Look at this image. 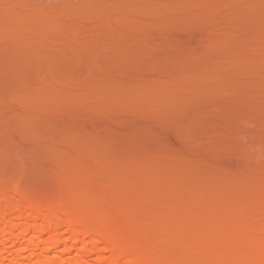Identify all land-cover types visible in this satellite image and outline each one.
<instances>
[{"label":"bare ground","instance_id":"bare-ground-1","mask_svg":"<svg viewBox=\"0 0 264 264\" xmlns=\"http://www.w3.org/2000/svg\"><path fill=\"white\" fill-rule=\"evenodd\" d=\"M13 1L14 0H12L11 2L14 3ZM16 1L22 2V0H16ZM23 1L24 2L26 1L25 4H26V6H29V8H31L30 6H32L31 3L34 4V2H31L32 0H23ZM27 1L30 3L27 4ZM257 1H259V0H253V2H257ZM0 2H2V1L0 0ZM197 2H199V1H197V0H192V1L176 0V1H171V2H168V1L162 2L161 0H158V1L157 0H117V2L115 3L117 6L113 4L114 5L113 7L115 8V6H116V8L119 9V8H124L128 5H131V4H136V3L142 4L143 3L144 7L142 8L140 14L143 13L144 16L147 17V15H151V16L154 15L155 16L156 14L159 15L161 13L170 12V11L178 12L177 10L181 11L183 8L184 9H187V7L189 8V6H191V7L196 6L195 8H198L200 6ZM23 3H22V5H25ZM62 3H63V5L62 4L56 5V6L59 5L58 9H60L59 8L60 6H64V2H62ZM15 4L19 5L21 3L15 2ZM47 4H49V3H47ZM74 4H78V6L74 5ZM74 4L72 3V6H74V7L76 6V7L75 8L73 7V9H69V10H71L69 15L72 14L73 15L72 17H74V15H76L77 13L78 14L81 13V15H84V17H88L89 18L88 20H90V21L94 20V19L99 20V23H97V24L98 25L101 24V27L100 26L98 27V29H100V31L98 30V35L95 38H93L91 40H85L84 42H81L79 44L69 42L68 40L70 38H76L78 35L81 36L80 34L86 28H84V26H79V27H81V29H80L78 27V25L77 26H75V25L71 26L70 25L68 27H72V29L66 30V29H64L65 28L64 27L65 22H63L64 25L62 23L61 27H59L60 25L58 24L59 22L57 23V21H58V17H60V16L59 15L54 16V13L57 12V10H50L51 14H49V12L44 11L46 9H42L43 7H41L39 9L36 8L37 9L36 13H34L35 12L34 10H33L34 11L33 14L29 13L31 16V18L29 19L30 21L27 20L30 17L29 15H27L28 18L27 19L25 18V20H27V22H33V24H35V25L38 24V26L36 25L37 27L44 26L43 30L41 32H43V31L47 32V31H52V30L56 31L58 33V37L52 38V37L46 35L45 33H43L45 35L40 34L37 37H35L34 39L29 40L28 43L35 48H38V49L45 48L46 50L50 49L51 47H56L58 45H67L70 47H74L77 50L76 55L78 56L79 59L84 58L82 60L83 62L87 61V59H88L87 63L90 64V65H88V66H90V69H88V67H87L88 71L83 73V74H80V75L78 73H72V74L70 73V74L62 75V74H57V73H59L57 71H60V69L56 70V67H55V66H57L56 64H58L57 60H54V59L52 60V58H49V57H48V59L47 58L38 59L40 62L44 61V62H41L42 63L41 64L39 61H36V59L34 58L36 63H40V64L36 65V64H34V61H33V64L35 65L33 67L34 70H30L31 69L30 67H32V66H30L29 67L30 69H28L29 74H23L24 76L22 74H21V76L20 75H18V76L14 75V77H13L14 79L12 80V82L10 84L8 82H5V81L0 79V128L1 129L6 128L5 129L6 131L7 130L8 131L9 130L14 131L15 134H16V132H18L19 135L21 134V137H23V136L25 137V140L28 142V145L30 146V148L23 147V143H26L24 140H22L24 138H20L21 142H23V143H21L20 141H18V139H16L15 135H11V134L9 135V136H11L10 137L11 139H9V140H12V141H8V143H6V144H0V264H264V201H263L262 205L259 203H255L257 205V206H254L257 208L255 210L256 212L258 211V208H259V212H257V214H256V212H254V210L252 208H249V210H251L253 213H255V215H257V216H251L252 220L249 219L248 217L246 218L247 220H245L244 219L245 217L243 215H240L242 213H239V210L237 211V209L233 211L235 214H231V213H233V212L229 213L231 207H229L230 209H227L228 208L227 206H223V207H227V208H225L227 210L224 209V211L227 212L229 210V212H228L229 215H234V218H235L236 214H237L236 215L237 218H239L238 216H240V217L243 216V217H241V218H243L242 221H246V222H242L241 218H239V219L235 218L238 220V221H236L238 224H236V222H233L234 218L226 216L225 212H224L225 217H223L224 216L223 212L220 211L219 213H217V209L219 207H220V210H222L221 209L222 207L220 205H219V207H216V209H215L216 211H214V210L212 211L213 213H205V212H209L212 210V209H210L209 211H204V209H208V207L203 208V210L200 209L202 211H199V209L198 210L190 209L191 208L190 207V208H185L186 211H182V209L179 210L181 212H177L175 210H170V211L164 212V214H163V212H159L160 213L159 214L156 211H148L140 217H135L134 215H132L133 216L132 217L129 214V216H125V218H122V220H119L118 218H115L116 215H112L110 212H108V209H106L107 207L102 202H99V203L100 204L102 203V205L105 206V209H103L102 206H101V209H95V208L92 209L93 206L90 207V206H88L89 205L88 203L84 202L85 203L84 204L83 202H81V201H83V197H84V200L86 199V197H85L86 193L83 194L81 192L83 189H86V188H78L77 190H76V188H72L74 190L73 191L71 188L65 187L64 191L62 192L63 194L59 193L60 195L59 194L55 195L52 193L53 191L52 192L51 191H47V192L45 191L49 187H47V189H42L43 188L42 187V188H40L41 189V191H40V189L37 186L38 183H36L37 185L34 184L35 182H33V180H32L33 178L25 179V177H22V180L18 179V180H20V182H18V180L13 181L14 183L17 182L15 185L13 184V182H11V179L14 178V176H16V175L12 176L11 171H13V169H14L18 173L19 170H17L16 168L25 169L24 168V161H25V163H27V164H25L27 171L30 170L33 167V165H35L36 163H39V162H42L43 166L48 165V164H44L45 162L49 163V166H50V163H52L54 161L57 162L58 161L57 160L58 155L55 154V153H57L55 151L57 150V147L59 145L64 147L65 146L64 143L65 144L68 143L67 146L68 147L71 146V148H73L75 150L87 151L89 153L88 156L91 154L95 163H96V164L93 163L94 161L92 162V164H94L95 167H98L97 164L99 165V162H103V161L105 162V161H109L111 159H114V158H112V157H114L113 153L116 154L113 151L114 150L113 147H110L108 145L103 144V143L107 144L108 142L100 143V141L99 142L98 141H90L88 143L87 141H89V139H87V135L85 133H82V130L79 133L84 134L83 136L80 135L79 133L77 134L75 132H72L69 129V131H67V134H58L57 136H53L50 134H47V135L43 134L44 136L39 135L40 137L37 136L36 138H34L33 133L36 132L35 131L36 129H38L39 123H37V122L35 123L34 121H32L26 117H23L24 115L22 113L17 114V112H15V111H17L16 109H20L19 112L21 110H22L21 112H23L24 110L33 111V110H37V109L38 110L42 109L44 111L50 110L53 112L56 111V113L57 112L58 113L63 112V113H67L68 115H70L72 117V120L74 117V120L77 119L78 121H80V119L84 120L82 117H84V118L87 117V115L90 114L91 111H93V112L95 111L94 113H97L98 117L101 116V117H108V118H111L114 113L120 111L125 116V118L123 120H121L119 118L121 120V125L124 126L125 128H126V125L129 128V125L133 124L134 122H141L143 120L147 121V119H150V120L153 118L154 119H165V120L167 119L168 121H169V119H172V120L174 119L175 123L174 122L172 123L174 125H172V126L168 125L169 128L174 127L176 135L180 134V135H185L189 138H192L194 141H187V143L190 142L189 145L192 143L195 144L194 142L199 143V141H200L199 144H201V142L203 143V141H201V139H203L204 136H206L205 135L206 131H207V135L209 134V132H211L208 129L207 130L203 129L204 127L199 128L198 126H190V125L187 126V124H190L191 122H188L187 124H184V123L181 124L182 121L181 122L179 121L180 118L178 117V115H176L177 113L174 112L173 110H171V108H169L170 104L173 101H177V100L179 101L180 99H183V97L185 98L184 95L187 96V91L189 90L188 92H190L192 90L190 87H193L194 89L199 88L198 85L201 84L199 81H198L199 83L197 82V84H191V83H189V80L184 79V77L187 78L186 75L191 70H196V68L202 70L204 68L203 66H201V63L203 61L205 62V60L203 59L204 56L207 57L206 55H209V57L214 59V62H217L219 59L216 57H212L213 55L208 54V51H206V52L203 51L206 54L202 53V55H204V56L199 54L202 57V58H200L201 62L199 61V59H197L199 61L198 63H200L199 65H197L198 64L197 62H196V64H195V62L194 63L192 62V64L189 63L188 59L186 60L188 63L185 62V60L179 61L180 59H182L181 57H183L182 55H184V53H185V50L183 51L184 47L185 48L188 47V50L190 49V51H187L186 52L187 54H185V55H188V52L190 53L193 48L191 49V48H189V46H183L182 43H180V41H179V43H177V41L180 39V37L178 38L177 36L184 37V35L181 34V32L182 31L186 32V31L192 30V27L194 25L193 26H191V24L185 25L186 24L185 22H184L185 24H178V23L177 24H168V23H163V22L154 24V23H152L148 20H145L143 18H141V19L137 18L131 12H128L127 14L122 15L121 17H119L120 16L119 15L117 18H114V16L111 13V12L115 11L114 9L109 8V9L113 10L111 12L109 10V12H110L109 13L107 9L94 7L90 3H80V4L74 3ZM201 4H203V3H201ZM14 6L15 5H13V6L11 5L9 8L14 7ZM42 6H44V5H42ZM72 6H70V4L68 6L65 4L64 8H66V7L69 8ZM18 7H20V6H18ZM51 7H53V6H51ZM44 8H46V7H44ZM47 8H49V7H47ZM61 8H63V7H61ZM207 9H206V11H207ZM11 10H12L11 12H14V13L16 12V10L13 11L14 9H11ZM206 14H208V13H206ZM85 15H87V16H85ZM21 17H23V16H21ZM54 17H56V18H54ZM66 17H71V16H66ZM64 19H65V17H64ZM85 20H87V19H85ZM69 21L73 23L74 20L73 21L69 20ZM39 25H41V26H39ZM45 27L48 29L50 28V30L46 29ZM82 28H84V29L82 30ZM87 28H89V26ZM92 28H93V26H92ZM14 29H15V27L10 25V26L4 28L3 30H1L0 31V39L2 40V39H6L7 37L9 38L11 36L9 34H11V33H12V35L14 34ZM200 29H202V28L200 27ZM195 30H196V33H197V31H199L198 28ZM226 30H228V29H226ZM203 31H204V28H203ZM94 32H96V31H94ZM216 32H218V31H216ZM231 32H233V31H231ZM176 33H178L179 35L178 34L175 35ZM204 33H205V31H204ZM207 33H210V32H207ZM221 34H223V33L221 32ZM82 36H83V34H82ZM225 36L228 37V35H225ZM225 36H223L224 38H221V39L230 40L231 37L226 38ZM4 37H6V38H4ZM193 37H195V35H193ZM211 37H213V35ZM215 37H216V35H215ZM12 38H13V36H11V39ZM175 38L178 40L176 41ZM122 39L123 40H125V39L133 40L135 42V43L133 42L135 44V46L132 45L133 47H131V48L116 47L115 45H116L117 41H121ZM205 39L208 40L210 38L206 37ZM205 39H203V37H200V40H205ZM217 40H220V39H217ZM26 41H28V40H26ZM208 41H210V40H208ZM226 41L220 40V42H226ZM230 41H232V40H230ZM175 42L177 44H179V46L176 45ZM210 43L212 44L213 42H210ZM216 43H213V44L218 45ZM200 44H201V42H200ZM202 45L204 46V44H202ZM180 46L182 49L180 48ZM200 46H195L194 47L195 51L198 49L201 50ZM196 48H198V49H196ZM216 49H217V47H216ZM219 50H221V48ZM221 51H223V50H221ZM239 51H241V50H239ZM176 52L177 53L180 52L182 54L179 53L181 56L179 55L180 58H178V56H177L176 58H178V59H176V61H175V59L173 60L174 55H173V57H171V56L174 53L177 54ZM197 52L200 53L201 51H196L195 53H197ZM212 53H213V51H212ZM213 54L216 55V52H214ZM226 54H228V52ZM253 54H257V56H258L257 50H256V53H253ZM218 55L219 56L222 55L223 57L227 56V55H223V53L218 54ZM222 56H220V57L222 58ZM251 56H253V55H251ZM251 56L248 57L249 59L247 57L240 58V59H244L246 64H244V62L241 60L239 63H241V62H243V63L240 64L241 67L237 66V69L234 68L230 63L233 62V65L235 64L234 66H236L238 64V62H236L237 64L234 63V61H231L229 63V65H230L229 68H231V66L234 68V70H233V72L235 73L234 75L231 74V73H233L232 72L233 68L230 69L231 71L228 70L230 72L229 73L228 71H226L227 69L224 70V66L223 67L219 66L222 68V69H220L218 67V64H216L217 66L212 67L214 70L209 69L210 73H208L209 70H207L206 73H204V72L203 73H204V75H207L206 76L207 79L211 76H212V78L213 77L216 78V77H221V75H222L221 78H229L230 81L229 80H226V81H229L228 83H230L232 81L230 78H232L235 81L234 78H235L237 72H239L241 70L242 71L245 70V72L241 71L243 73V75L246 73H250V72H248V70H250V68H251L250 71H252L251 73L256 72L257 71L256 69L264 70L263 69L264 68V61H263V59H261L262 57H264V55H262L261 58L259 56L258 60H256L257 58H255V60H251L252 59ZM247 59L249 60V63L251 61L252 66H249L251 64L247 65V63H248ZM220 60L225 61V58L224 59L222 58ZM228 61H230V60H228ZM4 62H6V61H4ZM224 63H226V65H227L228 62L225 61ZM224 63H222V64L224 65ZM26 64H28V62ZM194 64L197 66H195ZM192 65H194V66H192ZM219 65H221V64H219ZM229 65H227V66H229ZM244 65L245 66L247 65V68H245ZM8 66H10V64ZM59 66H62V64L61 65L59 64ZM142 67L143 68L145 67L147 72L154 71L155 73H153V72H151L152 74L147 73V74H149V76L147 77V75H146L147 78H142L141 80H139V79L132 80L135 78L130 79L131 78L130 77L131 72L133 74V72H135L137 69H138V71L135 74L136 75L139 74L138 78L140 77V75H142V77H143L144 76L143 73L146 74V71H143V73H142V70H145V69H142ZM199 67H203V68H199ZM209 67H210V65H209ZM11 68H13V67H11ZM254 68H256V69H254ZM3 69H5V68H3ZM37 69H38V71H37ZM66 71L67 70H65V72ZM197 72L199 73V71H197ZM225 72H228L231 75H229L228 73H225ZM62 73L64 74V72H62ZM68 73H69V70H68ZM156 73H158V75H160L159 73H162V75H164V77L165 76H168L170 78L173 77V78H171L172 81L175 78V80H178L177 82H179V81H182V82H179L180 83L179 84V83H175V80H174V82H173L174 84H170V86H169L168 82L166 81L167 78H166V80H162V79H158V77H154V78L150 77V75L155 76ZM222 73H224V75ZM239 73H238V76L242 74V73H240V74ZM189 74L191 75L192 73H189ZM189 74H188V77H190ZM225 74H227V75H225ZM199 75H201V72L199 73ZM35 76H36V78H35ZM43 76H45L47 79L46 84L42 83L41 82L42 80L39 81L40 78ZM47 76H49V77L47 78ZM223 76H225V77H223ZM226 76H228V77H226ZM132 77H133V75H132ZM206 77L203 76V79ZM179 79H184L186 81L179 80ZM195 79H197V78H195ZM199 79L203 80L201 78H199ZM207 79H205V80H207ZM213 80H214V78H213ZM38 81L41 82L42 87H37V86H41V85H39L40 83H38ZM172 81H171V83H172ZM43 82H45V81H43ZM202 82H204V80ZM31 83H32V85H31ZM228 83H227V85H228ZM43 84H44V86H43ZM209 84H213V83L209 82ZM233 84H229V85H233ZM203 85H200V86L206 87ZM206 85H208V84H206ZM34 86L36 87L35 89H34ZM30 87H32V88H30ZM73 87H74V89L77 88L80 90L76 93H75V91L70 92L69 89L72 88L71 90H74ZM216 87H218V86H216ZM200 88L198 90H200ZM223 88L227 89V87H223ZM209 89L210 90H208V87H207V90L211 91V88H209ZM203 92L205 93V91H203ZM212 92H213V90H212ZM215 92H217V94H220L222 92V90H217ZM214 95H216V94H214ZM219 96H222V95H219ZM207 97H208V95H207ZM194 98L196 99V101H193V99H192L193 102L196 103L197 101H199V100H197L198 98H196V97H194ZM199 102H201V101H199ZM209 104H211V103H209ZM12 109H15V111L12 112V113H16L15 115L9 113V111H13ZM149 109H151V110H149ZM148 110L150 112H148ZM88 111H89V113H88ZM93 112H91V113H93ZM21 115H23V116H21ZM88 117H89V115H88ZM116 117H119V116H116ZM78 118H80V119H78ZM176 118H179V119H176ZM77 120L75 122H77ZM165 120H163V121L166 122ZM69 122H70V120H69ZM151 122H154V121L152 120ZM107 123L109 124V122H107ZM41 124H43V123H41ZM113 124H116V123H113ZM163 124H165V123H163ZM144 125H143V127H144ZM191 125H193V123ZM211 126L213 127V125H211ZM124 127H122V128H124ZM140 127H142V126L140 125ZM225 127H227V126H225ZM167 128H165V129H167ZM72 129H73V127H72ZM145 129H148V128H145ZM171 129H169V130H171ZM214 129H212V130H214ZM133 130H135V129H133ZM136 130H138V129H136ZM159 130L160 129H158V128L154 129V130H149V131L141 130V131H143L141 134L143 135V133L146 132L149 135H151L152 137L158 136L157 133L159 132ZM21 132H24L25 134L21 133ZM68 133H71V134L74 133L78 137L76 135L73 136L74 134L72 135L73 136L72 137L71 134H68ZM135 134L137 135V132H135ZM85 135H86V137H85ZM133 136H134V133H133ZM144 137H145V135H144ZM144 137L141 136V139H146V137L145 138ZM148 137L149 136H147V138ZM178 137H183L184 140L185 139L189 140V138L184 137V136H178ZM92 138H94V137H92ZM205 138H207V136ZM99 139H103V138H99ZM152 139L153 138H151L150 140H152ZM160 139L162 141L165 138L164 139L160 138ZM85 140H87V141H85ZM154 140L155 139H153V141ZM184 140H182V141H184ZM147 142H149V141H147ZM157 142H158V145H160L159 144L160 142L159 141H157ZM121 143H123V142H121ZM183 143L186 144L185 141ZM198 143H196L197 144L196 146H193V145L192 146L197 148ZM30 144H32V146ZM169 144H171V143H169ZM162 145H160L159 148H161ZM165 145H168V144L165 143ZM172 145H173V143H172ZM172 145H170V147H169L170 149H172L171 148ZM19 146L22 148H20ZM120 146H122V145H120ZM184 146L185 145L182 144L179 147H184ZM149 147L150 146H148V148ZM65 148H67V147L65 146ZM152 148H153V146H152ZM162 148H164V149H162L163 151H168V149H169L168 148L166 150L167 146H165V147L163 146ZM187 148L188 147L185 146L184 151ZM189 148H191V147H189ZM159 150L160 149H156L157 152H155V154L158 152L160 153L161 150L160 151ZM170 151H171L170 153H172V150H170ZM43 152L49 153L48 155H50V156H48V157L46 156V158L43 157V155H44ZM175 152L176 151H174L173 153H175ZM189 152H190V154H188V155H191V157H193L192 154H194V152L193 153H191V151H189ZM82 153H84V152H82ZM186 153H185L186 156H183L185 158L187 157ZM163 154H165V152L162 153V156H160V157H165ZM169 154L167 153V155H169ZM183 154H184V152L181 155H183ZM173 155H172V157H173ZM132 156H133V154H132ZM154 156H156V155H154ZM169 157H170V155H169ZM130 158H132V157H130ZM150 158H152V157H150ZM174 158H178V157H176V155H175V157H173V159ZM181 158L182 157H180V159ZM121 160H123V158L120 159V161ZM190 160H186V162L190 161ZM141 161H144V160H141ZM147 162L148 161H146V163ZM154 163H155V161H154ZM52 164H54V163H52ZM121 164L130 165L129 161H124ZM166 164H168V163H166ZM187 164L185 163V165H187ZM137 165L139 166V164H137ZM119 166H121V165H119ZM155 166H157V165H155ZM65 167H68V166H65ZM166 167H168V166H166ZM50 168H51V166H50ZM122 168H124V167H122ZM137 168H139V167H137ZM160 168H163V166ZM57 169H58V166H57ZM78 169H80V168H78ZM88 169H89V167H88ZM140 169H142V168H140ZM133 170H135V169H133ZM171 170H173V169H171ZM85 171L86 170H84L83 172L80 171L76 176L73 175V177H76V178H73L71 176L72 180L74 179V182L77 180L75 183H78V181H79V184L81 183L82 185H84L83 183L89 184V182L86 181L87 178L85 176H87V174L90 172H88L84 175ZM81 172H82V174H80ZM19 173H21V172H19ZM23 175L25 176L26 174H23ZM116 176H119V175H116ZM29 177H31V176H29ZM15 178H17V177H15ZM112 178H116V177L112 176ZM119 178L121 179V177H119ZM97 182H99V181H97ZM102 182H106V183H112L113 182L112 184L115 183L114 181H112L110 179H108V181H102ZM226 182H228V181H226ZM41 183H42V181H41ZM65 183H67V182H65ZM11 184H13V185H11ZM73 184H71V185H73ZM82 185H80V186H82ZM98 185H100V183L96 184V186H98ZM219 185H221V183ZM227 185H225V186H227ZM89 186L90 185H88V187ZM202 186H204V185H201V187ZM227 188H229V187H227ZM66 189H67V191H65ZM68 189H71V190H68ZM237 189H239V188H237ZM258 189H260V187ZM245 190H247V189H245ZM251 190H253V189H251ZM88 192H90V191H88ZM92 192H94V191H92ZM95 192L99 193V191H95ZM248 193L249 192H247V194ZM256 193H258V192H256ZM87 194H89V193H87ZM89 195H92V194H89ZM86 196L89 199L92 198V197H89L88 195H86ZM96 196H98V195H96ZM261 196H263V195H261ZM107 197H110V196H107ZM244 198H246V197H244V195H243L242 199H244ZM95 199L96 198H94V201L99 200V199H97V200H95ZM109 199L110 198H107L108 201H109ZM114 199H115V197H114ZM261 199H262V197H261ZM104 200H106V198ZM104 200H102V201H104ZM107 200L105 202H107ZM248 200H250L252 202L253 199L252 200L248 199ZM119 201H121V200H119ZM250 201H249V205H251ZM114 202H115V200H114ZM126 202H128V199L126 200ZM126 202H123V203H126ZM221 202H223V201H221ZM129 203H134V202L130 201ZM246 203L247 202H243V205L245 206ZM218 204H222V203L218 202ZM225 204L226 203H223V205H225ZM120 205H118V207ZM231 206H232V204H231ZM246 206H248V204H246ZM94 207L97 208L98 205L94 206ZM115 207H116V204H115ZM123 207H124V205H123ZM209 207L213 208V206H209ZM234 207H237V206L234 205ZM98 208H100V206ZM120 209H121V207H120ZM232 209H234V208L232 207ZM246 210H248V208H246ZM114 211H116V209ZM248 212L250 213V211H248ZM123 213H125V215H127L125 211H123ZM200 213H203V214H201V216H200L199 215ZM219 214H221V216H219ZM258 214L259 215L261 214L262 217L261 218L258 217L259 216ZM250 215H252V213L249 214L248 216H250ZM195 216H197V217H195ZM198 217H199V219H198ZM254 218L256 221H253ZM111 219H114V220L116 219L115 221L119 220L116 222L118 224L114 223V220H111ZM162 219H164V220L167 219V220H169L168 222L176 220L178 225H175L173 227H170L168 225V227H164V229L167 228L164 231V230H162V227L160 225L161 221L164 222V220H162ZM197 220H201L202 222L199 221V225H197V223H198ZM248 220H250V221H248ZM226 222H228V224L232 225V226L229 227V225ZM229 222H231V223H229ZM240 222H242L243 224ZM247 222H253V223L247 224ZM192 223H193V225H191ZM142 224L145 226H148V225H159V226L150 227L151 229L155 228L154 230L152 229L153 231H151V229H147V227L144 226L141 229H145V231H148V230H150V231L140 232L141 231L140 226H142ZM146 224H148V225H146ZM188 224H190V226ZM194 224H196V226ZM225 224L228 225L227 227L230 228V229L229 228H227V229H229V230H231L233 228H235V229H233V231H230V232L226 231L223 228H221V227H224ZM239 224H242V225H239ZM179 225H181V226H179ZM181 227H185L184 229H190L191 231L186 230L187 231L186 232ZM218 227H220V228H218ZM138 228L140 231L138 230ZM159 228H161V229H159ZM178 228L181 230V232H180V230H178ZM136 229L139 232L135 231ZM220 230L223 232H221ZM142 231H144V230H142ZM225 232H228V233H225ZM216 233H219L217 235L218 237L216 236ZM195 235H197V237H202V239H198V238L194 239V240L198 239L197 241L200 243H198L196 241H195V243L193 242L194 244L191 243L192 247H191V245L189 246L191 249H189L188 246H187V248L182 247V249H185V250L188 249V250H186L187 252H185V253H182L181 248H179L180 250L179 249L176 250V248H178V246H180V247L182 246L179 243L183 244L184 241L188 242V239L191 240L193 237L195 238ZM221 236H223V237H221ZM164 238H166V239L171 238L172 241L174 238L176 241V244H177L176 247H173L175 245V243H173L171 245L172 247L169 246L170 247L169 249L164 248L165 251L160 252L158 250V248H161L162 247L161 244L163 245L164 241H166ZM215 238H217V239H215ZM168 240H170V239H168ZM175 241H173V242H175ZM167 242L169 243V241H167ZM171 243L172 242L170 241V244ZM185 244L183 246H185ZM159 246H161V247H159ZM174 248H175V251H178L180 255L175 254ZM185 250H183V251H185Z\"/></svg>","mask_w":264,"mask_h":264},{"label":"rangeland","instance_id":"rangeland-1","mask_svg":"<svg viewBox=\"0 0 264 264\" xmlns=\"http://www.w3.org/2000/svg\"><path fill=\"white\" fill-rule=\"evenodd\" d=\"M1 1L2 2H0V31L3 30L4 28L10 26V25L15 27L14 34L13 35H12V33L9 34V35L13 36L12 39H11V36L9 38L4 37L6 39H2V40L0 39L1 40L0 41V79L5 81V82H8L9 84L14 79L13 78L14 75H17V76L20 75L21 76V74L22 75L23 74H29L28 69L31 68L30 70H34L33 69V67L35 66L34 64L39 65L41 62H44V61L40 62L38 59H44V58L48 59V57L52 58V60L53 59L57 60L58 64H56L57 66H55V67H56V70L60 69V71H57V72H59L57 74L65 75V74H70V73L71 74L72 73H78L80 75V74H83V73L88 71L87 67H88V69H90V66H88L90 64L87 63L88 59L85 62L82 61L84 58L79 59L78 56L76 55L77 50L74 47H70L67 45H58L56 47H51L50 49L46 50L45 48H43V49L35 48L28 43L29 40L34 39L35 37H37L40 34L41 35L46 34L52 38L58 37V33L54 30L47 31V32L46 31L41 32L43 30L44 26L39 25L41 27H37L38 24H36L37 25L36 26L35 24H33V22H27V20H29L31 18L30 14H33L34 11H35L34 13H36V10L41 8V7H43L42 9H46L44 11L49 12V14H51L50 10H57V12L54 13V16L55 15L60 16V17H58V21H57V23L59 22L58 23L60 25V26L58 25L59 27H61V24L63 22H65V26H64L65 28L64 29H66V30L72 29V27H68L70 25L71 26H73V25L77 26L78 25V27L84 26V28H86L85 30H83L84 28H82L83 32L80 34L81 36L78 35L79 37L77 36L76 38H70L68 40L69 42L79 44L81 42H84L85 40H91V39L95 38L98 35V30L100 31V29H98V27L99 26L101 27V24H99V25L97 24V23H99V20L94 19V20L90 21V20H88L89 19L88 17H84V15H81V13H79V14L77 13L76 14L77 16L74 15V17H72L73 16L72 14L69 15V13L71 11L69 9H73V7H74V6H72V3L73 4L74 3H79V4L80 3H90L94 7L107 9L108 12H109V10L111 12V11H113L111 9H114L115 11L111 12L112 15L114 16V18H117L119 15H120L119 17H121L122 15H125L128 12H131L137 18H140V19L143 18V19L148 20L154 24L163 22V23H168V24H177V23L178 24H185L186 23L185 25H190V24H191V26L194 25L192 27V30L186 31V32H183V31L181 32V34H183L184 37L177 36L178 38L180 37V39L179 40L176 38L175 39H176V41L178 40L177 43H179V41H180V43H182L183 46H189V48H191V49L192 48L194 49L195 46L201 45L200 46L201 50L196 48V49H198L196 51H201V52L195 53L196 52L195 49L194 50L192 49L190 53L188 52V55H185V54H187L186 53L187 51H190V49L188 50V47L187 48L184 47L183 51L185 50V53H184V55H182L183 57H181L182 59H180L179 61L185 60V62H187L186 60L188 59L189 63L192 64V62L193 63L195 62V64H196V62L197 63L199 61L201 62L200 58H202V57L200 55H202V53H204L206 51H208V54L213 55L212 57L219 58L217 62H214V59L209 57V55H206L207 57L202 55V56H204L203 59L206 62L205 63L203 61L201 63V66H203L204 68L199 67V68H203L201 70V69H197L195 67L196 70H191V71L188 70L189 71L188 74L192 73L191 74L192 76L189 74L190 77H188V74H187L186 75L187 78L184 77V79H188L189 83H191V84H197V82L199 81L201 83L198 85L199 88L201 87L200 90H198L199 88L194 89L193 87H190L192 90L190 92H188L189 90L187 91V96L184 95L185 98L183 97V99H180L179 101L178 100L173 101L169 107V108H171V110H173L174 112L177 113L176 115H178V117L180 118L179 121L180 122L182 121L181 124L182 123L187 124L188 122H191L190 124H187V126H189V125L190 126H198L199 128L204 127L203 129H206V130L208 129L209 131H211L208 134L209 136L207 135V131H206L205 135L207 136V138H205L206 136L203 135L204 138L201 139V141H203V143L201 142V144H199L200 143V141H199V143L194 142L195 144L192 143L189 145L190 142L187 143V141H194L192 138H189L185 135H180V134L176 135L175 130H174L175 128L174 127L169 128V126L174 125V124H172L174 122V119L173 120L169 119V121L167 119L166 120L165 119H154V118L151 120L147 119V121L143 120L141 122H134L133 124L129 125V128H130L129 129L127 125H126V128L121 125V120H123L125 118V116L120 111L116 112L118 115L116 113H114L111 118L101 117V116L98 117V114L94 113L95 111L94 112L91 111L93 113L90 112V114H88L89 113V111H88L87 114L89 115V117H88V115L85 118L82 117L84 120L78 118V119H80V121H78L77 119L74 120V117L72 120V117L70 115H68L67 113H63V112H61V113L57 112L56 113V111L55 112L50 111V110L44 111L42 109L41 110L37 109V110H33V111L24 110L23 112H21L22 111L21 110L19 112L20 109H16L17 111H15V109H12L13 111H9V113L14 114V115L16 114V113H12L14 111L17 112V114L22 113L24 116L23 115H21V116L26 117V118L34 121L35 123L36 122L39 123L38 129H36L35 130L36 132L33 133L34 138H36L37 136L40 137L39 135L44 136L43 134H45V135L50 134L53 136H57L58 134H67V131H69V129L72 132H75L78 134L82 130V133H85L87 135V139H89V141H87V140H85V141H87L88 143L90 141H98V142L100 141V143L108 142L107 144H105V143H103V144L108 145L110 147H113V149H114L113 151L116 154L113 153L114 157H112V158H114V159H111V160L105 161V162L103 161L104 163L98 161L99 165L97 164L98 167H95V165L92 164L94 159H93L91 154L89 155L90 156L89 157L88 156L89 153L87 151L75 150V149L71 148V146L68 147L67 146L68 143H66V144L64 143V145L67 148H65V146L63 147L61 145H59L57 147V150L55 151L57 153H55V154L58 155L57 156L58 161L52 162L54 164L56 163L55 165L50 163L51 168L49 166V163L45 162L44 164H48V165H45L46 166L45 167V166H43L42 162H39V163H36L35 165H33V167L27 171L26 170L27 168L25 167L26 166L25 164H27V163H25V161H24V168L25 169L16 168L17 170H19L18 173L14 169H13V171H11L12 176L16 175V176H14V178L11 179V182L18 180V179L22 180V177H25V179L33 178L32 180H33V182H35L34 184L38 183V185L37 184L36 185L38 186L39 189L42 187H43L42 189H47V187H49L50 189L48 188L45 191L46 192L47 191H51V192L53 191L52 193L55 195H58L59 193L63 194L62 192L64 191L65 187L71 188V189L76 188V190L78 188H86V189H83L84 191L83 190L81 191L83 194L86 193L85 194V197H86L85 200L86 201L84 200V197H83V201H81V202L88 203L89 204L88 206H90V207L93 206L92 209H94V208L95 209H101V206L103 207V209H105V206H106L107 207L106 209H108V212H110L112 215H116L115 218H118L119 220H122V218H125V216H129V214H130V216L134 215L135 217H140L148 211H156L157 213L163 212V214H164V212H167L170 210H175L177 212H181L179 210L182 209V211H186L185 208H190V207H191L190 209H196V210L199 209V211H202L203 208L208 207V209H204V211H209L210 209H212V210L209 212H205V213H213L212 211L213 210L216 211L215 209H216V207H219V205L222 207L221 209L223 211L220 210V207H219L218 208L219 210L217 209V213H219L221 211V212H223V215H224V212H225V215L228 217H231V218H234V215H229V213L233 212L236 209H237V211L239 210V213H242L240 215H243L245 217L244 218L245 220H247L246 219L247 217L249 219H251L252 218L251 216H257V215H255V213H253L251 210H249V208H252L254 210V212H256L255 210L257 208L254 206H257V205L255 203H259L262 205L263 201H264V191H263L264 190V70L259 69L260 70L259 71L258 69L254 68L257 71L251 73L252 71H250L251 70V68H250V70H248V72H250V73H246L244 75L242 72L243 71L245 72V70H243V71L241 70L242 72L241 71H239V72L242 74L238 76L239 72H237V74L234 78L235 81L232 78H230L232 80L230 83H228L230 81L229 78H221L222 75H221V77H216V78L213 77L215 80L214 81L212 76L211 77L208 76L210 79L209 78L207 79V77H206L207 75H204V73H206V71L209 69L214 70L212 67L217 66L216 64H218V67L224 66V70L227 69L226 71L230 70L233 67L237 69V66L241 67L240 66L241 63L244 62V64H246L245 60L240 59V58H242V57L248 58L249 56L253 55V56H251L252 59L251 58L250 59L255 60V58H257L256 60H258L259 56L261 58V56L264 55V0H259L257 2H253V0H197V1H199L197 3L200 6L198 8H195L196 6H192V7L189 6V8L187 7V9L183 8L181 11L177 10L178 12H175V11L164 12V13H161L159 15L156 14L157 16L156 15L155 16L154 15L153 16L147 15L148 18L146 16H144L143 13L140 14L142 8L144 7V4H143L144 2L142 4L141 3L138 4L139 3L138 2L136 4H131V5H128L124 8L118 9V8H116L117 5L115 4L117 2V0H32L31 2H34V4L31 3V5H32V6H30L31 8H29V6H26V4H25L26 1L24 2L23 0H22V2L21 1L17 2L16 0H14L13 1L14 3L11 2L12 0H1ZM161 1L162 2H165V1L171 2V1H176V0H161ZM183 1H192V0H183ZM15 2L21 3V4L18 5V4H15ZM62 2H64V6H65V4L67 6L70 4V6H72V7L64 8V6H60L59 7L60 9H58L59 5L58 6H56V5L57 4L63 5ZM22 3L25 5H22ZM28 3H30V2L27 1V4ZM47 3H49V4H47ZM201 3H203L204 5ZM113 4L116 5L115 8L118 11L113 7L114 6ZM11 5L12 6L15 5V6L9 8ZM42 5H44V6H42ZM74 5L78 6V4H74ZM18 6H20V7H18ZM51 6H53V7H51ZM44 7H46V8H44ZM47 7H49V8H47ZM61 7H63V8H61ZM109 8H111V9H109ZM11 9H14L13 11L16 10V12L15 13L11 12L12 11ZM206 9H207V11H206ZM206 13H208V14H206ZM27 15H29L30 17L28 18ZM21 16H23V17H21ZM66 16H71V17H66ZM85 16H87V15H85ZM64 17H65V19H64ZM25 18L26 19L28 18V19L25 20ZM54 18H56V17H54ZM85 19H87V20H85ZM69 20H72V21L74 20V21L72 23ZM63 25H64V23H63ZM86 26L87 27L89 26L90 29L87 28ZM92 26H93V28H92ZM200 27L202 29H200ZM79 28L81 29V27H79ZM197 28L199 29V31H197V33H196L195 29H197ZM203 28H204L205 33L203 31ZM46 29H48V28H46ZM226 29H228V30H226ZM48 30H50V28ZM94 31H96V32H94ZM216 31H218V32H216ZM231 31H233V32H231ZM207 32H210V33H207ZM221 32L223 34H221ZM43 33H45V34H43ZM82 34H83V36H82ZM177 34L178 33H176L175 35H177ZM193 35H195V37H193ZM210 35L211 36L213 35V37H211ZM215 35H216V37H215ZM225 35H228V37H231L232 39L230 38V40H232V41L226 39L228 41L227 42L226 40L221 39V38H224L223 36H225ZM199 36L203 37V39L208 37V38H210V39H208L210 41H208L207 39L200 40ZM228 37H226V38H228ZM217 39L226 41L227 43L226 42H220V40H217ZM26 40H28V41H26ZM133 42L134 41L130 40V39H128V40L122 39L121 41H117L116 45L115 44L114 45L116 47H119V48H126V47L131 48V47L135 46V44H134L135 42L134 43ZM200 42H201V44H200ZM210 42L216 43L218 45H215L213 43L211 44ZM177 43H176V45L179 46V44H177ZM202 44H204V46ZM216 47H217V49H216ZM180 48H181V46H180ZM218 48L219 49L221 48V50H223V51L219 50ZM239 50H241L242 52ZM256 50H257L258 56H257V54H253V53H256ZM212 51H213V53L216 52V55L213 54ZM217 51L218 52L220 51L221 53L220 52L218 53ZM227 52H228V54H226ZM179 53L172 54L171 57H173V55H174L173 60L175 59V61H176V59L180 58V56H181L180 54H182V53H180V54ZM217 53L218 54L223 53V55H227L224 57L222 55H220V56H222L223 59L225 58L226 62H228L227 65H229V63L231 61H234V63L238 62L239 65L236 63L237 65L234 66L235 64L233 65V62H232L230 64L233 67L231 66V68H229L230 65L227 66L226 63H224L225 61H221L220 59H222V58ZM204 54H206V53H204ZM177 56H178V58H176ZM34 58L36 59V61H39L40 63H36ZM197 59H199V61ZM248 59H247V62H248L247 65L251 64V61L249 63ZM261 59H263V61H264V57H262ZM228 60H230V61H228ZM241 60L243 62L239 63ZM4 61H6V62H4ZM33 61H34V64H33ZM27 62H28V64H26ZM222 63H224V65ZM7 64L8 65L10 64V66H8ZM59 64L60 65L62 64V66H59ZM199 64L200 63H198L197 65H199ZM208 64L210 65V67ZM219 64H221V65H219ZM194 65H192V66H194ZM197 65H195V66H197ZM247 65L246 66L244 65L245 68H247ZM30 66H32V67H30ZM249 66H252V64ZM11 67H13V68H11ZM3 68H5V69H3ZM219 68L222 69L221 67H219ZM234 68L232 69V72H233ZM38 69H37V71H38ZM142 69H145V67L144 68L142 67ZM65 70H67V71L65 72ZM68 70H69V73H68ZM210 70L208 71V73H210ZM137 71H138V69L135 72H133V74L131 72V76H130L131 78L130 79L135 78L132 80H136V79L141 80L142 78H147L149 76V74H152L151 72L155 73L154 71L147 72L145 69V70H142V73H143V71H146V74L143 73L145 77L144 76L142 77V75H140L141 78L140 77L138 78L139 74L138 75L135 74ZM197 71H199V73L201 72V75H199V73ZM62 72H64V74ZM228 72H225V73H228ZM147 73H149V74H147ZM159 74L160 75H158V73H156L155 76L150 75V77H153V78L158 77V79H162V80H166V78H167L166 81L168 82L169 86H170V84H174L173 82H174L175 78L172 81L171 78H173V77H171V78L168 76L164 77V75H162V73H159ZM222 74L224 75V73H222ZM231 74L234 75L235 73L233 72ZM231 74H229V75H231ZM132 75H133V77H132ZM146 75H147V77H146ZM225 75H227V74H225ZM203 76L206 78L203 79ZM228 76H226V77H228ZM48 77L49 76H47V78ZM223 77H225V76H223ZM35 78H36V76H35ZM41 78L39 81L42 80L41 82L46 84V81H47L46 77L43 76ZM195 78H197V79H195ZM199 78L203 79L204 82H202L203 80H200ZM184 79H179V80H184ZM205 79H207V80H205ZM226 80H229V81H226ZM39 81H38V83H40L39 85H41V86H37V85L36 86L42 87V84ZM43 81H45V82H43ZM171 81H172V83H171ZM177 81L178 80H175V83L182 82V81H179V82H177ZM184 81H186V80H184ZM208 81L212 82L213 84H209ZM32 83H31V85H32ZM227 83H228V85H227ZM206 84H208V85H206ZM229 84H233V85H229ZM200 85H203L206 87H202ZM43 86H44V84H43ZM216 86H218V87H216ZM207 87H208V90H210L209 88H211V91H208ZM223 87H227V89H224ZM30 88H32V87H30ZM35 88L36 87L34 86V89ZM71 89H69L70 92L75 91V93L80 90L77 88L74 89V87H73L74 90H71ZM212 90H213V92H212ZM217 90H222V92L220 94H217V92H215ZM203 91H205V93ZM214 94H216L217 96ZM207 95H208V97H207ZM219 95H222V96H219ZM194 97L198 98L197 100L201 101L202 103L199 101H197L196 103L193 102V101H196V99ZM192 99H193V101H192ZM209 103H211V104H209ZM149 110H151V109H149ZM149 110H148V112H150ZM116 116H119V117H116ZM179 118H176V119H179ZM69 120H70V122H69ZM76 120H77V122H75ZM152 120L154 122H151ZM163 120H165L167 123L164 122ZM107 122H109V124ZM41 123H43V124H41ZM113 123H116V124H113ZM163 123H165V124H163ZM192 123H193V125H191ZM140 125L142 127H140ZM143 125L145 128H148L149 130H154L157 128L160 129L159 132L157 133L158 136L152 137L151 135H149L146 132H144L142 135L141 133L143 131H141V130L149 131L148 129H145L143 127ZM211 125H213V127ZM225 126H227V127H225ZM72 127H73V129H72ZM122 127H124V128H122ZM165 128H167L168 130ZM5 129L0 128V144H6V143H8V141H12V140H9V139H11L10 138L11 136H9L11 134V135H15L16 139H18V141H20V142H21L20 138H24L22 140H24L26 143L21 142V143H23V147L30 148V146L28 145V142L25 140L24 136L21 137V134L19 135L18 132H16V134H15L14 131H11V130L6 131ZM133 129H135V130H133ZM136 129H138L139 131ZM169 129H171V130H169ZM212 129H214V130H212ZM135 132H137V135L135 134ZM21 133H24V132H21ZM133 133H134V136H133ZM68 134H71V133H68ZM73 134L74 133H72L71 136ZM75 135L76 134H74L73 136H75ZM80 135L83 136L84 134H80ZM86 135H85V137H86ZM144 135H145L146 139H141V136L144 137ZM147 136H149V137L147 138ZM178 136L187 137V138H189V140H187V139L184 140L183 137H178ZM92 137H94V138H92ZM99 138H103V139H99ZM149 138L150 139L153 138L155 140L153 141V139L150 140ZM160 138H162V139L165 138V139L161 141ZM182 140H184L186 144H184L183 143L184 141H182ZM147 141H149V142H147ZM157 141L162 142V143L161 142L159 143L160 145L163 144L161 146V148H159L160 145H158ZM121 142H123V143H121ZM164 142L167 143L168 145H165ZM169 143H171V144H169ZM172 143H173V145H172ZM196 143H198L197 148L193 147V146L197 145ZM182 144L185 145L186 147H188L186 149L188 152L186 150L184 151L185 146L179 147ZM30 145L32 146V144H30ZM120 145H122V146H120ZM170 145L173 146V147L171 146L172 149L169 148ZM148 146H150V147L148 148ZM152 146H153V148H152ZM163 146L164 147L167 146L166 150L169 148L168 149L169 152L163 151L162 150V149H164V148H162ZM189 147H191L192 149ZM20 148H22V147H20ZM155 148L160 149L161 150V151L159 150L160 153L158 152L155 154V152H157ZM170 150H172V153H170L171 152ZM174 151H176V152L173 153ZM182 151L184 152L183 155H181L183 153ZM189 151H191V153L194 152V154H192L193 157H191V155H188V154H190ZM82 152H84L85 154ZM164 152H165V154H163V155L165 157H160V156H162V153H164ZM167 153L168 154L170 153L169 154L170 157H169V155H167ZM185 153L187 154L186 158L183 157V156H186ZM48 154L49 153H44L43 157L46 158V156L47 157L50 156ZM132 154H133V156H132ZM154 155H156L157 157ZM172 155H173V157H175V155H176V157H178V158L173 159ZM130 157H132V158H130ZM150 157H152V158H150ZM180 157H182V158L180 159ZM122 158L124 161H129L130 165L121 164L122 162H124L123 160L120 161V159H122ZM185 159L186 160L191 159V160L186 162ZM141 160H144V161H141ZM153 160L155 161V163ZM146 161H148V162L146 163ZM93 163H95V161ZM166 163H168V164H166ZM185 163L186 164L188 163L187 164L188 166L185 165ZM137 164H139V166ZM56 165L58 166V169H57ZM119 165H121V166H119ZM155 165H157V166H155ZM165 165L168 167H166ZM65 166H68V167H65ZM162 166H163V168H160ZM88 167H89V169H88ZM122 167H124V168H122ZM137 167H139V168H137ZM78 168H80V169H78ZM140 168H142V169H140ZM133 169H135V170H133ZM171 169H173L174 171ZM84 170H86L84 175L86 173L90 172L87 174V176H85L87 178L86 181H88L89 184L83 183L84 185H82L81 183L79 184V181H78V183H75L77 180L74 182V179L72 180L71 176L72 177H73V175L76 176L80 171L83 172ZM19 172H21V173H19ZM82 172L80 174H82ZM23 174H26V175L24 176ZM116 175H119V176H116ZM29 176H31V177H29ZM112 176L116 177V178H112ZM15 177H17V178H15ZM119 177H121V179ZM73 178H76V177H73ZM108 179L114 181L116 184L115 183L112 184L113 182L112 183L102 182V181H108ZM20 180H18V182H20ZM41 181H42V183H41ZM97 181H99V182H97ZM226 181H228V182H226ZM65 182H67V183H65ZM16 183L17 182H15V183L13 182L14 185ZM99 183H100V185L96 186V184H99ZM220 183H221V185H219ZM13 184H11V185H13ZM71 184H73V185H71ZM80 185H82V186H80ZM88 185H90V186L88 187ZM201 185H204V186L201 187ZM225 185H227V186H225ZM227 187H229V188H227ZM259 187H260V189H258ZM237 188H239V189H237ZM71 189H68V190H71ZM245 189H247V190H245ZM251 189H253V190H251ZM40 191H41V189H40ZM65 191H67V189ZM88 191H90V192H88ZM92 191H94V192H92ZM95 191H99V193L101 192L100 193L101 195ZM247 192H249V193L247 194ZM256 192H258V193H256ZM87 193L92 194V195H89ZM86 195H88L89 197H92V198L89 199V198H87ZM96 195H98V196H96ZM243 195L246 198L242 199ZM261 195H263V196H261ZM107 196H110V197H107ZM114 197H115V199H114ZM261 197H262V199H261ZM94 198H96L95 200H97V199H99V200L94 201ZM105 198H106V200H107V198H110L109 201L110 200L111 201L109 202L107 200V202H105L106 201V200H104ZM127 199H128V202H126ZM248 199H251V200L253 199V200L251 202ZM102 200H104V201H102ZM114 200L116 203L114 202ZM119 200H121V201H119ZM130 201L134 202V203H129ZM221 201H223V202H221ZM249 201L251 202L250 203L251 205H249ZM99 202H102L105 206H103L102 203L100 204ZM121 202L122 203L126 202V203L122 204ZM218 202L222 203V204H218ZM243 202H247L246 204H248V206H246V204L244 206ZM223 203H226V204L223 205ZM115 204H116V207H115ZM231 204H232V206H231ZM97 205H98V207L100 206V208L94 207ZM118 205H120V206L118 207ZM123 205H124V207H123ZM234 205H236L237 207H234ZM209 206H213L214 209L212 207H209ZM223 206H227L228 208L223 207ZM120 207H121V209H120ZM229 207H231V209ZM232 207L234 209H232ZM225 208L230 209V212H229V210L227 212L224 211ZM246 208H248V210H246ZM115 209H116V211H114ZM200 209H202V210H200ZM227 209H225V210H227ZM123 211H125L127 215H125V213H123ZM248 211H250V213ZM257 212H259V208H258ZM257 212H256V214H257ZM251 213H252V215L248 216ZM201 214H203V213H200L199 215L201 216ZM231 214H235V213L233 212ZM225 215L223 217H225ZM236 215H235V218H237ZM219 216H221V214H219ZM243 216H241V217H243ZM195 217H197V216H195ZM238 217L241 218L240 216H238ZM258 217L261 218L262 215L260 214ZM235 218H234L233 222H236V221H238L237 219H239V218H237V219H235ZM255 218L253 221H256ZM198 219H199V217H198ZM242 219L243 218H241V221H242ZM111 220H114V219H111ZM115 220H114V223L119 221V220H117V221H115ZM162 220H164V219H162ZM166 220L167 219H165L164 222L161 221V223H160L162 230H164V231L167 229V228L164 229V227H168V225L170 227L178 225L176 220L175 221L170 220L171 222H168L169 220H167V221ZM199 221L202 222L201 220H197V222H198L197 225H199ZM248 221H250V220H248ZM242 222H246V221H242ZM242 222H240V223H242ZM226 223L228 224V222H226ZM229 223H231V222H229ZM248 223H253V222H247V224ZM116 224H118V223H116ZM236 224H238V223L236 222ZM242 224H239V225H242ZM146 225H148V224H146ZM188 225L190 226V224H188ZM191 225H193V223ZM194 225L196 226V224H194ZM228 225L225 224L224 225V227L226 226L225 228L221 227V226L220 227L226 231H229V232L233 231V229H235L232 227L233 229L229 230L230 229L229 227H231L232 225H229V227H227ZM144 226L145 225L142 224V226H140L141 231L139 230V228H138V230L140 232L150 231V230L145 231V229H141ZM155 226L157 227L159 225H148L145 227H147V229H151L150 227H155ZM179 226H181V225H179ZM220 227H218V228H220ZM181 228L184 229L185 227H181ZM227 228H229V229H227ZM152 229L154 230L155 228H152ZM152 229H151V231H153ZM159 229H161V228H159ZM138 230L136 229L135 231H138ZM142 230H144V231H142ZM178 230H180V229L178 228ZM184 230L186 231V230H190V229H184ZM180 232H181V230H180ZM221 232H223V231H221ZM225 233H228V232H225ZM218 234L219 233H216V236ZM221 237H223V236H221ZM196 238L202 239V237H197V235H195V238L193 237L192 239L194 240ZM164 239L166 241H164L163 245L161 244L162 247L159 246L161 248H158V250L160 252H164L165 249H169L170 247H172L171 245L173 243H175V245L173 247H176L177 244H176V241L174 238H173V241H175V242H173L171 238H168L170 240H168L166 238H164ZM215 239H217V238H215ZM191 240L188 239V242L184 241L183 244L179 243L182 246L181 247L178 246V248H176V250L181 248L182 253L187 252L186 250H188V249L185 250V249H182V247L187 248V246H188V248L191 249L189 247L191 245V243L194 244L195 241L198 242L197 240H194V241L193 240L191 241ZM167 241H169V243ZM170 241L172 242L171 244H170ZM198 243H200V242H198ZM184 244H185V246H183ZM191 247H192V245H191ZM183 250H185V251H183ZM174 251H175V248H174ZM175 254L180 255L178 251H175Z\"/></svg>","mask_w":264,"mask_h":264}]
</instances>
